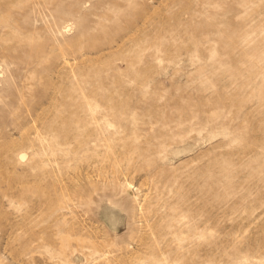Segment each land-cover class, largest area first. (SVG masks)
<instances>
[{"label":"rangeland","instance_id":"rangeland-1","mask_svg":"<svg viewBox=\"0 0 264 264\" xmlns=\"http://www.w3.org/2000/svg\"><path fill=\"white\" fill-rule=\"evenodd\" d=\"M0 264H264V0H0Z\"/></svg>","mask_w":264,"mask_h":264},{"label":"bare ground","instance_id":"bare-ground-1","mask_svg":"<svg viewBox=\"0 0 264 264\" xmlns=\"http://www.w3.org/2000/svg\"><path fill=\"white\" fill-rule=\"evenodd\" d=\"M23 158V157H22Z\"/></svg>","mask_w":264,"mask_h":264}]
</instances>
